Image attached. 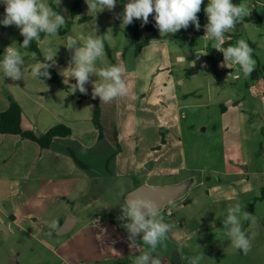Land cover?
Returning a JSON list of instances; mask_svg holds the SVG:
<instances>
[{"label": "rangeland", "instance_id": "obj_1", "mask_svg": "<svg viewBox=\"0 0 264 264\" xmlns=\"http://www.w3.org/2000/svg\"><path fill=\"white\" fill-rule=\"evenodd\" d=\"M76 1L79 7L73 13ZM44 2L52 8L53 5L58 7L66 22H70L69 32L65 35L59 34L54 38L44 36L38 42L43 55L48 49L56 55L53 64L56 68L63 72L70 64L66 44L71 33L82 43L88 35L106 36L104 61L103 64L97 62V67L113 64L124 67L128 95L107 104H101L100 98L98 101L106 121L114 118L116 110L117 121L126 117L132 121V125L134 121L137 124V134H134L136 127L130 124V141L122 142L125 160L134 163L136 158L142 169L153 174L151 181L171 183L186 177L194 179L185 196L160 208L165 221L172 225L170 240L177 237L182 248L187 244L191 249L190 256L193 253L203 255L201 264H264V107L259 99L252 98L246 91L252 75L245 77L238 65L221 67L223 60L213 47L214 41L203 37L202 30L208 23L204 11L207 3L203 1L201 6L205 25H201L199 30L190 24L176 34L169 33L168 37L153 39L137 53L134 31L136 24L143 22L142 19L134 18L131 24L121 28V19L116 18L124 11L128 0H117L114 10L105 9L96 15L89 14L86 0ZM241 4L247 6L249 20H241L242 33L237 40L251 41L249 45L254 49L255 65L259 62L263 67L264 0H260V3L242 0ZM5 7L0 0V20L5 16ZM251 10H256V13ZM139 29L141 39H146L149 34L146 28L140 26ZM23 39L15 25L0 24V53L4 54L11 44L22 51L25 56L24 78L27 77L29 84L14 86V81L5 77L0 70V111L6 109L3 105L5 99L9 101L12 97L23 101L30 126L41 133L50 123L45 120L47 118L43 119V114L56 104L60 106L57 108L63 109L72 102L66 101V91L56 83L32 75V68L41 61L30 47L20 48ZM208 50L215 54L217 64L224 73L216 75L211 69L212 60H208L206 68L189 75L187 70L193 66L190 56L195 57L199 66L197 55ZM95 81L102 82L96 75L90 76L85 85L87 91L94 87ZM24 91L29 94L26 95ZM244 96L249 97L255 111L249 115L252 120L244 124L245 137L239 140L235 127L231 129L228 125L229 121L235 119V111L230 107L227 115H223L222 106L229 107L231 101ZM82 107L86 108L85 105ZM162 127L170 131L166 134V143H162ZM97 133L91 124L90 138ZM30 144L34 149L28 150L26 159L22 152L16 150H11V154L5 157L0 147V264L8 263L12 256L17 257L19 264H65L57 252L63 237H50L42 229L45 223L43 213L47 206H56L64 199L61 196L64 189L59 190L57 175L53 174V169L60 168L61 162L57 164L51 153H48L47 159V148L40 147L36 142ZM230 145L240 148L235 150ZM31 160L34 167L28 172L26 163ZM64 161L66 166H74L72 159L64 157ZM161 170L167 173L160 174ZM18 173V177L9 179ZM133 182L132 177L121 175L117 179L116 190L128 187ZM79 200H76L77 203ZM190 200L191 203L188 202ZM236 202L256 217L255 224L244 222L245 230L249 234L255 233L252 249L247 255L233 247L224 234L223 219L229 206ZM113 203L120 216L123 199L115 196ZM70 210L76 211L72 205ZM29 211L35 214L28 216ZM11 213L18 215L17 221H13ZM62 213L59 211L56 214ZM53 223L57 226L55 220L51 221L49 233ZM26 227L32 231L27 232ZM170 240L167 241V250L171 248Z\"/></svg>", "mask_w": 264, "mask_h": 264}, {"label": "crops", "instance_id": "obj_2", "mask_svg": "<svg viewBox=\"0 0 264 264\" xmlns=\"http://www.w3.org/2000/svg\"><path fill=\"white\" fill-rule=\"evenodd\" d=\"M254 1L258 3L257 0ZM206 3L208 4V2ZM251 12L256 13V10H251ZM243 19L248 21L249 16L244 17ZM242 24V21H239L236 25L237 29L230 31L233 35V43L237 42V37L242 33ZM70 35L74 36L72 33ZM75 38L78 39L77 37ZM79 41V45L82 46V44H80L81 41ZM233 43L229 46H232ZM248 43L250 44L251 41H248ZM68 57L71 62L72 59L69 51ZM190 57L191 62L193 63V58L195 57ZM221 58L224 60V57ZM208 60H212L213 64L214 59H207V61ZM206 65L207 63L205 66ZM52 66L57 69L65 83L70 85L77 83L75 78L68 77L70 75V69L65 70L68 66L64 68V75H62V71L54 65ZM217 66L220 69L218 64ZM230 73L231 72H229V74ZM251 75L252 80L248 83L246 91H248L252 98L259 99L264 107V66L262 67L261 63L258 62V65H255V70ZM26 79L27 77L16 80L13 82V85L17 86L19 84L20 87L23 85H29ZM40 85L45 86V84ZM56 85L58 84L56 83ZM62 89L66 91V94H64L66 101H71L72 103L67 104V107L63 109L57 108L60 107L58 104L50 110H47L46 107L45 111L47 110L48 113L45 112L43 114V119L47 118L45 120L50 122L49 125H47L48 128L44 132L57 124H66L70 126L73 131V133L68 136H56L50 147L47 148V159L49 157L48 153H51L57 164H60L61 162V167L53 169V174L57 175L56 180L59 190L64 189L61 192V196L65 200L62 199V201L56 206H47V209L43 213V216H45V226L43 224L42 229H44L50 237H63L62 242L58 246L57 252L64 262L67 261V264H132L133 259L144 252L147 249V246L144 245L138 237V242L130 247L128 232L121 226L117 219L118 214L114 209L113 198L119 196L123 199L124 203V198L121 193L127 194L142 184L153 187H174L177 192H175V195L167 201L166 204H168L185 196L192 187L194 179L186 177L171 183H163L164 181H151L153 174L151 171L142 169L141 164L136 158L134 163L130 160H125L126 156L124 155L122 142L130 141L128 128L130 124L132 125V121H129L126 117H121L119 121H117L116 110L114 118L106 121L104 111L101 107V123L103 126L101 131L93 121L95 107L93 101L88 98L79 100L78 95L73 92V89ZM45 90H47V88H45ZM92 91L93 88L87 91V93L92 96ZM24 92L26 95L29 94L26 91ZM45 95H47L46 92ZM246 96L235 102L231 101L232 104L231 106L229 105V107H227V105L222 106V111L224 112L223 115H227L230 111V107L235 111V119L229 121L228 125L231 129H234L235 127L234 131L239 140H242L245 137L244 124L247 122L249 123L252 120V117L249 115H252L255 111L252 109L249 97ZM95 99L98 101L99 97L97 96ZM16 101L20 103L23 109V127L32 129L30 126L31 121L26 115V104L24 105L23 101H20L19 99ZM44 104L45 102H43V105ZM3 105L7 109L10 105V100L8 101L5 99ZM82 105H85L87 109L82 107ZM91 124L98 132L94 138H90L89 135ZM132 126L136 127L134 134H137V124H135V121ZM37 133L41 134L40 132ZM7 134L17 136L7 137L0 134V147L2 148L1 152H3L4 156H9L11 150H16L17 152H22L26 159L28 150L30 148L34 149V146L30 143H34L35 141L23 138L19 134ZM234 141H236V139H234ZM6 142L8 145H6ZM230 146L235 148V150L239 147L238 145ZM39 151L43 153L42 150ZM64 157L72 159L74 161V166H66ZM77 159L82 163L78 162ZM240 159L243 161L241 151ZM27 160H30V158ZM33 167V161H27V171L30 172ZM163 173H167L166 170H161L160 174ZM18 175L20 174L11 175L9 179L12 177H18ZM121 175L132 177L134 182L130 186H124L117 191L116 182ZM112 193L114 195H111ZM77 198L80 199L79 203L76 201L78 200ZM188 202L191 203L192 201L190 200ZM71 205L75 207L76 211L73 212L70 210ZM59 211H63L64 213H62V215L56 214ZM86 211L88 214H85ZM32 214H35L34 211L28 212V216H31ZM52 214H55L53 218H51ZM10 216L13 221L18 220V215L15 213H11ZM36 220H38V217H36ZM53 220L57 222V226L52 227V230L49 233L48 225ZM36 222L37 221L34 223ZM25 229L29 233L32 231L28 227ZM105 231L109 233L107 234ZM168 239L170 240V238ZM170 244L171 248L169 250H159V256L163 260L162 264H188L186 257H190L191 249L187 244L184 245L186 247L182 248L177 237L175 240L171 239ZM178 248L181 249L185 259H181ZM9 263L10 260L6 264Z\"/></svg>", "mask_w": 264, "mask_h": 264}, {"label": "clouds", "instance_id": "obj_3", "mask_svg": "<svg viewBox=\"0 0 264 264\" xmlns=\"http://www.w3.org/2000/svg\"><path fill=\"white\" fill-rule=\"evenodd\" d=\"M6 5L5 16L0 20L4 26L15 25L24 37L20 48H28L33 40L39 42L41 33L46 37H56L59 30L65 25L66 18L63 14L53 10L44 0H2ZM89 14L95 15L105 9L112 11L117 0H86ZM203 0H128L124 11L116 15L121 19V28H125L135 19H142L148 23L149 16L154 13L156 27L160 35L176 34L182 28L187 29L194 24L196 29L201 27L198 13ZM204 11L208 17L205 25V39L214 41L213 47L223 53L224 60L221 67L238 65L245 77L255 70L253 59L254 49L244 39L237 40L234 46L223 47L225 33L233 31L239 21L249 15L245 4H235L233 0H208ZM95 32H97L95 27ZM98 35H88L85 42L81 43L74 36L67 38L66 47L72 50V60L67 69L77 83L72 85L74 91L87 94L85 87L92 75H96L102 82H94L92 91L93 99L99 96L101 104L111 103L119 97L127 96L129 86L124 78L125 69L119 64L106 67H97V62L103 64L105 57V39ZM80 42V46L77 42ZM48 49L44 54V62L36 63L32 68L34 77L49 78V69L55 64V57ZM33 58H35L33 54ZM51 62V63H50ZM25 56L13 44L6 47L3 59L0 60V70L4 76L13 81L24 78L23 68ZM62 75H64V71ZM124 203L121 206V215L117 217L122 222L121 226L128 232L130 247L138 242V237L147 249L137 255L132 264H162L159 256L160 249H167V241L172 225L165 221L160 211L159 203L148 196H139L134 193H121ZM256 223V217L242 208L239 202L231 204L227 215L223 219L224 234L231 245L247 255L252 249V240L255 233L249 234L244 228V222ZM52 227H56L55 223ZM181 259H185L180 248ZM188 264H201L203 255L197 254L186 257ZM67 264V261L65 262Z\"/></svg>", "mask_w": 264, "mask_h": 264}, {"label": "trees", "instance_id": "obj_4", "mask_svg": "<svg viewBox=\"0 0 264 264\" xmlns=\"http://www.w3.org/2000/svg\"><path fill=\"white\" fill-rule=\"evenodd\" d=\"M233 3L235 4H241L242 0H233ZM79 7V3L76 1L74 5L73 13L77 12V8ZM53 10L58 11L61 13L60 9L53 5ZM62 14V13H61ZM200 25H205V18L203 14V10L201 9L200 12L197 14ZM156 22L154 19V13L149 16V20L147 24H144L143 22L137 23L135 26L134 31V39L136 42V51L137 53L140 52L141 48L150 43L155 38L161 37L159 29L155 26ZM192 25V24H191ZM194 25V24H193ZM144 26L146 30L148 31V37L144 40L141 39V32L139 27ZM70 28V22H66L65 25L59 30V34L65 35L67 32H69ZM182 28L180 31H183ZM41 37H44L45 34L41 33ZM234 39H231L226 42L227 45H231L233 43ZM30 49L35 51L37 53V57L39 60L44 62V56L39 48V43L37 41H33L30 44ZM208 59H216V56L214 53L210 50H208ZM0 59H3V53H0ZM202 68H206L205 65L202 66H192L190 69L187 70V73L189 75L197 74L198 71ZM50 71V77L49 78H42L46 79L51 82L57 83L60 87L66 88V89H73L72 85L67 84L62 79L61 75L55 69L53 66L49 69ZM74 90V89H73ZM75 93L78 95L79 100L80 99H91L93 103L95 104L94 107V114H93V121L97 128H99L101 131L103 129L102 123H101V106L99 102L96 99H93V97L90 94H83L80 93L78 90L75 91ZM23 120V109L22 106L18 101H16L14 98L10 97V105L9 107L4 110L0 111V133H14L19 134L23 138H27L30 140H33L37 142L41 147L48 148L50 147L51 143L53 142V139L56 136H68L73 133L72 128L66 124H57L51 128H49L44 133H37L34 129H27L24 128L22 125ZM166 128H161L162 133V143H166ZM78 162L82 163L79 159H77ZM262 197H264V186L262 187Z\"/></svg>", "mask_w": 264, "mask_h": 264}, {"label": "water", "instance_id": "obj_5", "mask_svg": "<svg viewBox=\"0 0 264 264\" xmlns=\"http://www.w3.org/2000/svg\"><path fill=\"white\" fill-rule=\"evenodd\" d=\"M69 52H70V56L72 59L73 52L70 49H69ZM211 69L214 70L216 75L224 73L222 70L218 68L216 59L213 60ZM130 192L136 195H139V196L151 197L152 199L156 200L159 203L160 208H162L166 205L167 201L170 200L175 195V192L177 191H176V188L174 187L173 188L172 187H153V186H149L146 184H142L138 186L137 188L131 190ZM9 264H19L17 257L12 256Z\"/></svg>", "mask_w": 264, "mask_h": 264}, {"label": "built area", "instance_id": "obj_6", "mask_svg": "<svg viewBox=\"0 0 264 264\" xmlns=\"http://www.w3.org/2000/svg\"><path fill=\"white\" fill-rule=\"evenodd\" d=\"M204 2H208V0H203ZM259 3H260V1L259 0H257ZM232 33V32H231ZM230 33V31L229 32H227V33H225V38H224V44H223V47H228L229 45H227L226 44V42L227 41H229V40H231L232 38H233V35ZM202 35L203 36H205L206 35V30H205V26H204V28H203V30H202ZM218 51V50H217ZM207 55H208V51H206L204 54H201V53H199L198 55H197V59H198V61H200L199 62V66H202V65H205L206 63H207ZM215 55V54H214ZM218 55H220L221 57H223V53L221 52V51H218ZM193 66H197V64H196V59L195 58H193ZM170 214L172 213V211H170L169 212Z\"/></svg>", "mask_w": 264, "mask_h": 264}]
</instances>
